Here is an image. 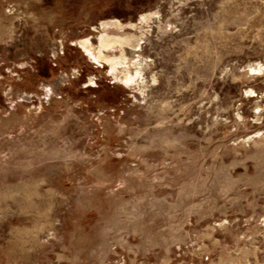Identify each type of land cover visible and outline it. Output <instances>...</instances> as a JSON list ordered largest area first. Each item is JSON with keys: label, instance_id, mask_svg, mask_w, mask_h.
Here are the masks:
<instances>
[{"label": "rangeland", "instance_id": "obj_1", "mask_svg": "<svg viewBox=\"0 0 264 264\" xmlns=\"http://www.w3.org/2000/svg\"><path fill=\"white\" fill-rule=\"evenodd\" d=\"M0 264H264V0H0Z\"/></svg>", "mask_w": 264, "mask_h": 264}]
</instances>
